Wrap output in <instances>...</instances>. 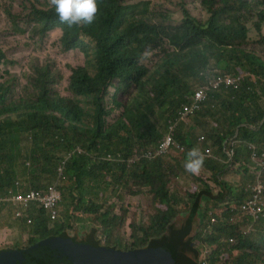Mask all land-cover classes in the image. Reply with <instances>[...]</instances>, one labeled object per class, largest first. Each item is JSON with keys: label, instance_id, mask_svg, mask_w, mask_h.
I'll return each instance as SVG.
<instances>
[{"label": "trees", "instance_id": "1", "mask_svg": "<svg viewBox=\"0 0 264 264\" xmlns=\"http://www.w3.org/2000/svg\"><path fill=\"white\" fill-rule=\"evenodd\" d=\"M254 4H264V0H201L202 9L198 12L183 3L182 20L171 26L157 20L159 12L151 9L150 0H97L94 21L66 25L60 39L65 51L78 48L87 58L85 66L72 69L69 96L57 91L62 74L52 64L36 66L30 78L32 93L8 104L5 103L13 87L8 81L0 82V195L43 190L56 183L62 193L61 205L66 202L64 213L68 217L71 184H76L81 193L73 208L78 212L86 202L87 189L98 198L100 192L109 188L90 185V180L97 182L103 175L98 170L104 171L115 180L127 179V185L137 181L141 188H148L159 207L147 228L138 227L143 236L137 238L134 231L131 237L136 241L129 245L110 240L118 216H114L113 223L108 222L107 208L97 218L108 248H138L135 264H220L221 255L228 252L233 256L230 264H264V218L245 234L241 231L243 222H239L244 218L236 209L249 198L248 186L264 171L262 160L250 170L247 167L251 146H264V51L259 55L246 48L249 29L243 23L245 11ZM8 18L14 33L28 32L11 10ZM57 19L53 6L40 9L32 4L27 22L36 35L46 36L56 27ZM151 52L158 60L149 67L145 61ZM6 61V53L0 47V66ZM219 73L244 74V79L238 89L213 93L204 104L206 110L201 116L213 122L200 124L206 137L198 140L204 141V146L194 142L188 133V121L201 114L203 105L194 115L177 122L174 139L177 146L185 148L179 152L180 157L171 152L153 160L144 158L145 152L156 149L169 122L177 118L195 87ZM193 147L204 154L210 150L224 160L228 158L225 150L233 149L234 161L244 163L250 184L235 193L236 188L223 178L227 164L207 158L201 168L209 174L207 178L187 172L183 165ZM98 157L105 161L98 162ZM132 159L137 160L130 164ZM182 174L193 179L189 187L195 193H188L186 198L171 189L173 181ZM213 181L220 187L217 198L212 191ZM212 198L219 203H225L226 198L232 205L202 212L201 203ZM186 201L190 213L184 227L172 228ZM101 208L97 204L84 212L99 213ZM11 211V205L0 207V218L8 216L21 222ZM30 214L33 225L28 246L46 238L69 237L66 222L52 223L38 207ZM231 217L237 220L231 222ZM200 222L205 223V228L192 236L194 224L201 226ZM22 225L24 230L26 225ZM90 238V246L98 247L97 241ZM231 238L235 239L234 244L229 243ZM196 241L208 254L199 255Z\"/></svg>", "mask_w": 264, "mask_h": 264}, {"label": "rangeland", "instance_id": "2", "mask_svg": "<svg viewBox=\"0 0 264 264\" xmlns=\"http://www.w3.org/2000/svg\"><path fill=\"white\" fill-rule=\"evenodd\" d=\"M141 1L142 0H136L137 3ZM179 1L181 3L183 2V0H150V2L154 5V9L161 12V15L166 18V20H164L160 16L157 20L165 25H178L180 20L183 18V14H181L176 5ZM41 2L49 3V0H41ZM32 4H36V1L0 0V46L6 52L7 56V61L0 66V82L4 83L8 81L13 87L12 95L7 99L5 104H8L11 100H17L20 97H26L28 94L32 93L30 78L34 75V69L38 65L52 64L54 69H58L62 74V80L56 86V89L62 96H69L71 93L68 90V85L72 68L85 66L86 64L87 58L80 49L66 52L60 48V38L62 36V32L60 30H54L49 34V36H39L33 32V30L29 27V22H27L30 16ZM41 6H43V4ZM10 10L13 14L18 16L20 19V25L27 29L28 32L24 34H13L11 30V23L7 16ZM30 20L32 19H29V21ZM243 23L249 29L250 41L246 48L262 55L264 51V4H254L248 11H245ZM257 24L260 25V28ZM154 54V52L149 53L148 60L145 61L149 67H151L158 60ZM91 71L92 73H95L94 68H92ZM111 92H113V90ZM117 98L125 101V99L120 98L119 96H117ZM205 110L206 106L203 108L201 114L195 115L191 121H188L191 125L188 133L192 135V140L201 146H204L205 143L203 144L204 141H199L198 138L205 136V133L200 124L203 122L209 123L208 125H210V123L211 125L213 124L210 120L202 118L204 116L201 115ZM117 114H119V112H117ZM172 153H177L178 157L181 156L176 149H174ZM166 160L170 162L171 158ZM244 167L245 166L243 164L231 165L229 163L222 173L223 178L236 188L235 193H241V191L250 182V176L245 173ZM201 170L197 176L207 178L209 174H206L205 172L203 173ZM98 174L103 175L99 177L97 182L90 180V185L93 184L95 187L99 188L109 187L104 191V194H100L97 198L95 195H92L93 190L87 189V194L85 195L86 202L82 204V208L79 209L80 212H77L76 209L73 208L77 206L81 193L78 190V186L72 183L71 185L73 186V191L67 196V203L70 208L68 217L66 216V213H64L66 202H63L60 207L59 217L51 222H66V231L69 233V237L67 239L77 245H90L89 240H91V236L97 241L98 247H107L109 246L107 243V237L103 233V226L100 223V219L97 218H100L103 214L101 212L108 208L110 210L109 217L107 218L108 222L113 223L114 216L119 217V219L115 221L117 225L113 228L110 240L113 243L119 242L121 244H132L136 241V239L132 238L131 234L136 231L137 238H141L143 233L139 231L138 227L143 226L147 228L150 225L151 217L157 213L159 207L153 202V197L149 192V189L141 188L137 181H130L127 185L124 183L127 179L120 181L117 179L115 180L112 175H104V171L100 170H98ZM116 174L117 176L120 175L119 172H116ZM192 181V176L182 174L180 179L173 181L171 189L177 190L181 197L186 198V190ZM211 183L214 188L212 191L214 195H217L220 191V187L217 186L214 181ZM189 189L191 190V187H189ZM81 190L85 193L82 188ZM224 201L225 203H219L216 198H212L209 202L203 201L201 203V211L203 212L204 210H209V212H215L214 209L216 207H219V209H225L228 202H226V198ZM186 202L187 204L184 206L185 209L180 210L181 216L173 222L171 226L172 228L184 227L190 213L189 202ZM97 204L103 206V209L101 208L99 213L89 214L88 212H84L85 208L92 209ZM210 214L211 213H209V215ZM245 220L246 219H241V221H239L244 222L241 223L242 228L249 225L248 221ZM120 221L123 222L122 225H118ZM24 227L25 229L23 230L22 222L14 221L8 216L0 218V249L7 247H11L13 249L15 246H19L24 249L29 248L28 234L30 226ZM201 227L204 229L205 223H201V226L195 223L192 236H194L196 232L202 231ZM195 244L199 249L200 255L204 246L201 245V248H199V242L197 241ZM230 244H234V242ZM132 249H118V253L126 255L133 254V257L128 258V264H135L134 258H137L136 249L138 248ZM229 256V254H224L223 259H227Z\"/></svg>", "mask_w": 264, "mask_h": 264}, {"label": "clouds", "instance_id": "3", "mask_svg": "<svg viewBox=\"0 0 264 264\" xmlns=\"http://www.w3.org/2000/svg\"><path fill=\"white\" fill-rule=\"evenodd\" d=\"M35 1H36L37 6L40 9H45V8L53 6L56 14L58 16V19L56 20L57 25L54 29H52L51 31L48 32V34H47L48 36L54 30H60L62 32V35H63L64 27L66 25H68L69 27H72V26H79V25L84 24V23H87V24L92 23L95 19V15L98 11L97 0H49V3H47V2L42 3L41 0H35ZM183 3H187V7L191 10L196 11V12H198L202 9L201 0H199V1L183 0L182 3L179 1L176 4L179 11L181 12V14H183V11H182ZM42 4H43V6H41ZM151 9L155 10L154 5L152 3H151ZM161 14L162 13L159 12L158 17H160ZM7 16H8V14H7ZM9 21H10V19H9ZM11 30H12V28H11ZM13 34H21V33H14L13 32ZM60 48L63 49L61 47V44H60ZM70 51H72V50H70ZM66 52H69V51H66ZM216 72H219V71H216ZM71 74H72V71H71ZM219 77L222 79V82L220 84H218L217 86H215L217 83L216 80ZM226 77L235 80V82L227 84L225 82ZM243 79H244V74H237L236 76H232V75H228V74L219 73L217 76L211 78L210 80H208L202 84L197 85L196 88L194 89V92H193L192 96L190 97L188 103L183 105L181 110L178 112L177 118L175 120L169 122L168 131L165 134V136L159 141L156 149L152 150V151L145 152L143 154V157L150 159V160H153V159H157L158 157L167 156L174 149H176L178 152H184L185 148L183 146H177L176 141L174 139V132H175V129L177 127V122L179 120H185L186 117L194 115L196 112L200 111L205 106L204 104L208 100H210V97L213 93H217V92H220L222 90H227V89H233V90L238 89L241 86ZM201 90L204 91V98H202L201 100H197V93L200 92ZM186 109H188V111H186ZM169 136L172 137L173 144L171 146H169L166 150L163 151V150H161V144L163 142H165ZM251 149H252V153H251V157H250V164L247 166L249 168V170L256 167L257 163H259L260 160H262V163L264 166V146L259 147V148L255 147V146H251ZM225 152H226V155L228 157L227 160H224V158H222V157L219 158V157L213 155L210 152V150H205V154H204V153H201L199 148L193 147L188 151L187 157H186V160H185L183 166L187 172L192 173V174H198L204 165L205 158L217 160L220 163H224L227 165L229 163L231 165H236L237 163H235V161H234V156H235L234 150L227 148L225 150ZM136 160L137 159H132L129 161V163L133 164V163H135ZM104 161H105L104 158L98 157V162H104ZM240 164L244 165L243 162ZM59 175L60 176L63 175V170H62V172H59ZM104 175H107V173L104 172ZM256 177L257 178L255 179V182L252 185H249L250 183L248 184L249 185L248 186L249 198L246 199L245 201H243L238 207H236V209L238 211H240L242 214V216H240V217L246 219L245 221H248V223H249L248 226L244 227L241 230L245 234L249 233L250 231H253L252 228H254L255 224L264 218V171L261 174L260 173L257 174ZM52 185H56L57 188L59 189V191L61 192L58 184L55 183ZM49 186H51V185H49ZM46 188H44V189H46ZM106 189H108V188H106ZM213 190H214V188H213ZM104 191L100 192L99 195L104 194ZM186 191H187V194L188 193H195L192 190H190L189 187L187 188ZM255 196H257V198H256V209L260 208V211H258L256 213H250V212L243 210V206L246 205L249 201L255 200ZM214 197L217 198V195H215ZM61 203H62V193H61ZM61 203L59 206V214H60ZM228 205H232V204L227 203L226 206H228ZM34 208H36V207H33L31 210H33ZM38 208H41V207H38ZM41 209H43V208H41ZM31 210H29L27 212L28 217H31V214H30ZM11 212H12V215L14 216V218L16 220H20L26 226H30L33 224V218L32 217H31L32 223L28 224L24 218L23 219L16 218L14 211H11ZM45 213L49 217L47 211H45ZM229 220L231 222H235L237 219L234 217H231ZM51 221H54V220H51ZM222 241L226 242V240H222ZM232 242H235L234 238H231L229 240V243H232ZM13 249H15V248H13ZM136 250H138V249H136ZM114 251H116L117 253L119 252L118 249L114 250ZM205 253L208 254V251H204L202 249L200 256H202ZM224 254H229V252L223 253L221 255V259H222L221 263L222 264H224V263L230 264L232 257L229 256L227 259H223ZM204 264H208V262L205 261Z\"/></svg>", "mask_w": 264, "mask_h": 264}, {"label": "water", "instance_id": "4", "mask_svg": "<svg viewBox=\"0 0 264 264\" xmlns=\"http://www.w3.org/2000/svg\"><path fill=\"white\" fill-rule=\"evenodd\" d=\"M130 257L133 254L77 245L62 237L43 239L27 249L0 250V264H128Z\"/></svg>", "mask_w": 264, "mask_h": 264}, {"label": "built area", "instance_id": "5", "mask_svg": "<svg viewBox=\"0 0 264 264\" xmlns=\"http://www.w3.org/2000/svg\"><path fill=\"white\" fill-rule=\"evenodd\" d=\"M215 86L222 82V79L219 77ZM227 84L234 83L235 80L228 77L225 78ZM204 98V91L197 93V100ZM188 111V109H186ZM173 144V139L171 136L167 138L165 142L161 144V150H166L169 146ZM62 172V169H60ZM256 198L255 200L249 201L246 205L243 206V210L256 213L260 211V208L256 209ZM61 203V192L56 185L48 186L44 190H32L27 193L21 192H10L6 196L0 195V207L5 205H11L14 208V214L16 218L25 219L28 224L32 223L31 217H28L27 212L33 207H41L47 211L51 220H55L59 216V206Z\"/></svg>", "mask_w": 264, "mask_h": 264}, {"label": "crops", "instance_id": "6", "mask_svg": "<svg viewBox=\"0 0 264 264\" xmlns=\"http://www.w3.org/2000/svg\"><path fill=\"white\" fill-rule=\"evenodd\" d=\"M5 249H12L11 247H7V248H3V249H0V250H5Z\"/></svg>", "mask_w": 264, "mask_h": 264}]
</instances>
